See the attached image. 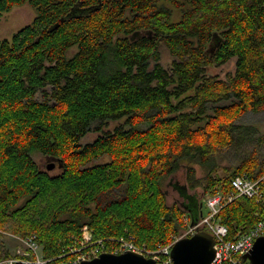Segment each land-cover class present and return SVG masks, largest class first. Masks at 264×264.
Returning a JSON list of instances; mask_svg holds the SVG:
<instances>
[{
  "label": "trees",
  "instance_id": "trees-1",
  "mask_svg": "<svg viewBox=\"0 0 264 264\" xmlns=\"http://www.w3.org/2000/svg\"><path fill=\"white\" fill-rule=\"evenodd\" d=\"M23 5L32 22L0 40V261L7 233L60 262L120 239L157 252L203 213L168 203L177 172L181 196L258 176L264 156L250 165L233 133L264 115V0H0V15ZM225 147L243 154L219 176ZM263 212L240 198L218 219L249 231Z\"/></svg>",
  "mask_w": 264,
  "mask_h": 264
},
{
  "label": "built area",
  "instance_id": "built-area-1",
  "mask_svg": "<svg viewBox=\"0 0 264 264\" xmlns=\"http://www.w3.org/2000/svg\"><path fill=\"white\" fill-rule=\"evenodd\" d=\"M230 190L207 193L203 196L205 213H201L200 219L195 225L188 228L176 237L171 243L159 249L157 252H145L136 246L131 240L120 239L108 249H92L84 254L73 257L68 262L57 261L62 257L45 258L42 248L37 243L35 236L12 238L20 243V247L10 258L0 261V264H80L90 261L101 254L108 253L119 255L126 252L137 254L145 258L154 259L158 264H171L170 252L172 246L180 239L193 236L198 232L210 234L214 240V258L210 264H250L244 259L253 248L258 238L264 237V212L261 219L249 231L236 229L230 232L228 227L218 219L219 213L228 204L236 199L244 198L261 204L264 208V164L261 166L258 176L251 178L246 174L233 177L230 182ZM187 221V220H186ZM90 241V235L86 228L83 229V243Z\"/></svg>",
  "mask_w": 264,
  "mask_h": 264
},
{
  "label": "rangeland",
  "instance_id": "rangeland-1",
  "mask_svg": "<svg viewBox=\"0 0 264 264\" xmlns=\"http://www.w3.org/2000/svg\"><path fill=\"white\" fill-rule=\"evenodd\" d=\"M35 17V13L33 10L29 8L28 5H23L20 7L13 8L9 13H5L0 15V40L1 39H9L12 34L30 24ZM234 71V62L231 61L221 68L216 70V74L226 79V77L233 73ZM236 130L233 133L234 138L237 140L239 138L246 139L245 147L249 152L248 157L250 159L253 158L254 151V161L250 165H259L261 160L260 155L264 156V146L261 143L260 148L255 147V138L264 137V115L261 113H248L243 116L240 120L236 122ZM252 132V133H251ZM251 133V134H250ZM96 137V134L87 135L82 142L88 143L92 142ZM217 153L222 155V160L219 161L218 175L224 176V172L221 170L225 167H229L231 169H235L240 162L242 157V150H234L230 147L220 148L217 150ZM34 159L39 163L41 167H46L50 163L47 160H44L40 155L34 154ZM59 170L56 168L51 171L52 174L58 173ZM197 176L201 177L202 173L198 170ZM171 184L167 186V194H168V203L177 202L185 207L191 203L190 201L196 200L199 201L202 197V191L200 189L196 190H187L185 196H181L175 185L178 186L183 185L184 183V170L177 172L173 178H171ZM191 199V200H190ZM206 208L203 206V212L205 213ZM11 233H7L6 236L2 239L4 240V245L7 251H10L11 254H14L16 250L20 247V243L15 241Z\"/></svg>",
  "mask_w": 264,
  "mask_h": 264
},
{
  "label": "water",
  "instance_id": "water-1",
  "mask_svg": "<svg viewBox=\"0 0 264 264\" xmlns=\"http://www.w3.org/2000/svg\"><path fill=\"white\" fill-rule=\"evenodd\" d=\"M54 164L47 166L51 171ZM191 214V211L188 210ZM194 219L192 218V221ZM193 225V224H191ZM214 240L206 232L195 233L191 237L178 240L171 248V264H210L214 258ZM244 259L249 260L250 264H264V237L258 238L252 250ZM80 264H158L154 259L126 252L119 255L104 253L98 257L84 261Z\"/></svg>",
  "mask_w": 264,
  "mask_h": 264
},
{
  "label": "flooded vegetation",
  "instance_id": "flooded-vegetation-1",
  "mask_svg": "<svg viewBox=\"0 0 264 264\" xmlns=\"http://www.w3.org/2000/svg\"><path fill=\"white\" fill-rule=\"evenodd\" d=\"M47 166H49V165H47ZM55 169V167L52 169V170H54ZM51 170V171H52ZM197 203H199V207L200 208H203V197L199 200V201H196ZM198 210V208L196 209V211Z\"/></svg>",
  "mask_w": 264,
  "mask_h": 264
},
{
  "label": "bare ground",
  "instance_id": "bare-ground-1",
  "mask_svg": "<svg viewBox=\"0 0 264 264\" xmlns=\"http://www.w3.org/2000/svg\"><path fill=\"white\" fill-rule=\"evenodd\" d=\"M188 228V227H187ZM36 239V238H35ZM100 241V240H99ZM97 243H98V241H97ZM169 244V243H168ZM95 245V244H94ZM59 260V259H58ZM61 261V260H60Z\"/></svg>",
  "mask_w": 264,
  "mask_h": 264
}]
</instances>
